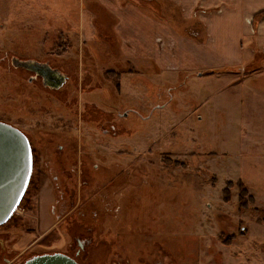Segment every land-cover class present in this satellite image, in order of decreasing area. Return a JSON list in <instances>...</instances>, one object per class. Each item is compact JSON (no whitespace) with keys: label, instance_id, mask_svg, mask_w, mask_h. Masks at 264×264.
<instances>
[{"label":"rangeland","instance_id":"1","mask_svg":"<svg viewBox=\"0 0 264 264\" xmlns=\"http://www.w3.org/2000/svg\"><path fill=\"white\" fill-rule=\"evenodd\" d=\"M119 1L174 29L156 38L161 64L125 54L119 16L104 0H0V120L23 129L37 152L21 204L0 225V264L74 253L78 239L86 264H264V38L237 65L172 69L163 59L171 47L207 39L197 8ZM7 51L63 65L77 84L46 90L4 62L16 56ZM108 69L120 72L118 86ZM96 77L111 91L80 113L77 93ZM59 144L67 169L82 161L73 206L60 160L49 162L62 158ZM240 182L249 208L239 206Z\"/></svg>","mask_w":264,"mask_h":264},{"label":"crops","instance_id":"2","mask_svg":"<svg viewBox=\"0 0 264 264\" xmlns=\"http://www.w3.org/2000/svg\"><path fill=\"white\" fill-rule=\"evenodd\" d=\"M104 2L119 16L113 27L122 36L125 54L133 58L154 56L161 64V59L156 56L161 51L156 38L159 35L173 36L174 29L131 3L122 5L119 0ZM174 3L184 7L189 15L197 8L194 16L202 20L208 35L205 42L190 40L176 51L174 46L171 47L170 56L163 59L173 63L172 69L174 63L178 67L187 65L196 70L237 65L246 55H251L256 46L252 43L254 38H264V0H174ZM82 12L84 15V10ZM84 29L89 37L88 22L83 18L79 31ZM245 38H248V51L244 47Z\"/></svg>","mask_w":264,"mask_h":264},{"label":"flooded vegetation","instance_id":"3","mask_svg":"<svg viewBox=\"0 0 264 264\" xmlns=\"http://www.w3.org/2000/svg\"><path fill=\"white\" fill-rule=\"evenodd\" d=\"M58 39V37H57ZM10 55H16V56H11V58H3L6 59L4 62L8 61L9 62V66L13 67L16 72H22V75H27V79L32 82V83H40L42 88L49 90L48 88H50V90H56L61 88L63 85H65L66 83H68V81L72 82V84H74V82H76L77 84V80H72V78H70L69 72L65 71V66L63 65H50L47 61H49L48 58H44V59H37L34 58L33 56H24V55H17L14 53H10L9 51H7V54ZM18 56V57H17ZM88 65V64H85ZM60 69V70H59ZM82 70L86 71L85 73V77L89 76V72L86 68H81ZM89 69V68H88ZM81 70V75H83V72ZM60 71H65L66 73H68L67 75L63 74ZM26 72V74H24ZM92 76V75H91ZM63 79V82L60 83V79ZM69 78V79H68ZM98 79L97 81H95V83H93L92 85H94L90 90H82L83 88H80V91H78V95L80 94V96L78 97L79 101L77 100V105H78V109L80 111V113L86 112V110H88V106H91L93 108V104L95 103V106H97V100L95 99V93L98 92H103V93H108L110 90L109 86L106 85L102 79L100 78H95ZM60 83V84H59ZM91 86V85H90ZM90 95V96H89ZM108 95V94H106ZM85 106V109H84ZM84 109V110H83ZM92 112V109H91ZM80 113H78L80 115ZM93 113V112H92ZM111 113L114 116L113 111L111 110ZM107 116V114H105V117ZM82 117V115H81ZM85 116H83L84 118ZM90 117H93L90 116ZM107 120V118H106ZM3 121V120H2ZM109 121V120H107ZM14 126L18 127L17 125H15L14 123H12ZM113 126L114 124L111 123ZM20 130H22L26 136L29 139L31 148H32V154H33V159L35 158V155H37L36 152V148L33 145V139L31 138V136H29L23 129H21L20 127H18ZM108 128L105 129L104 132L107 131ZM68 132H66L65 130H63L62 135H64V139H68L71 136L68 134ZM70 133V132H69ZM61 135V134H60ZM85 141V140H84ZM80 145V143H78ZM63 149V144H59V146L54 150V152L58 155L62 154V158L57 159V156H55V158L51 160H49V162H51V164L53 166H55L54 164H56L57 160L58 161V165H60L61 167V176H57V174H53L51 173V171H49L48 173L55 179L59 178V182L62 186H64V196H68L69 198V205L73 206L75 204V198L78 196V199L80 198L79 196V190H77V184L79 183L80 185V177H81V172H82V161H80V159L75 160L77 161L76 164H74V166L72 168L67 169L64 162L66 160L72 159L69 158L68 154L65 150L62 151ZM62 152V153H60ZM71 155V154H70ZM49 157V156H48ZM48 164V163H47ZM50 165V164H49ZM78 181V182H77ZM58 186L59 183L57 182ZM78 202H76V206L79 204V200H77ZM64 204L67 206V202L64 199ZM69 210V208L67 209V211ZM67 211H65L67 213ZM2 238L3 236H0V241L2 242ZM78 246L74 249V253H69L66 251H55V252H62L65 253L69 256H71L72 258H74L78 263L80 264H86L84 260H82L81 258H79L78 256L81 255L83 249L85 248V242H87L86 240H80L78 239ZM44 253H53V252H44ZM44 253H37V254H33L30 257L24 259L23 261L17 263V264H23L27 259L32 258L36 255H40V254H44Z\"/></svg>","mask_w":264,"mask_h":264},{"label":"water","instance_id":"4","mask_svg":"<svg viewBox=\"0 0 264 264\" xmlns=\"http://www.w3.org/2000/svg\"><path fill=\"white\" fill-rule=\"evenodd\" d=\"M32 166V148L26 134L11 123L0 120V225L19 206L30 181ZM23 264L80 263L65 253L53 252L36 255Z\"/></svg>","mask_w":264,"mask_h":264},{"label":"trees","instance_id":"5","mask_svg":"<svg viewBox=\"0 0 264 264\" xmlns=\"http://www.w3.org/2000/svg\"><path fill=\"white\" fill-rule=\"evenodd\" d=\"M105 75L108 77V78H111V79H117L116 80V85L118 86L120 84V81H119V75H120V72L119 71H115V70H112V69H108L105 71ZM240 184V192H239V206L240 208H249V203L254 199L253 196L251 194H249L248 190L246 187H244L242 185V182L239 183ZM231 184H229L226 189H225V195L227 194L228 190H229V186ZM26 192V191H25ZM25 196V195H24ZM23 196V197H24ZM21 204V203H20ZM264 217V216H263ZM11 218V217H10ZM9 218V219H10ZM4 224V223H3Z\"/></svg>","mask_w":264,"mask_h":264}]
</instances>
